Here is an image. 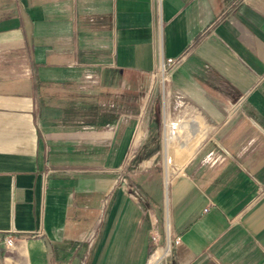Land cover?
Here are the masks:
<instances>
[{"label": "crops", "instance_id": "1", "mask_svg": "<svg viewBox=\"0 0 264 264\" xmlns=\"http://www.w3.org/2000/svg\"><path fill=\"white\" fill-rule=\"evenodd\" d=\"M0 264H264V0H0Z\"/></svg>", "mask_w": 264, "mask_h": 264}, {"label": "built area", "instance_id": "2", "mask_svg": "<svg viewBox=\"0 0 264 264\" xmlns=\"http://www.w3.org/2000/svg\"><path fill=\"white\" fill-rule=\"evenodd\" d=\"M178 63H179V60L167 59L165 61V63L161 64V66L159 67L158 71L161 75V86H162L163 92H164L166 85L169 81L168 73L166 71V67L167 66H174ZM178 129H179V121L178 120L174 119V120L169 121L168 123L165 124L164 138L166 140H171L176 135ZM153 240L155 241V238H153ZM4 244H5V247L7 249H11L14 246L13 238L10 235H7L4 238Z\"/></svg>", "mask_w": 264, "mask_h": 264}]
</instances>
